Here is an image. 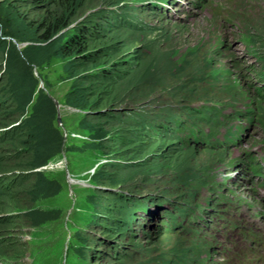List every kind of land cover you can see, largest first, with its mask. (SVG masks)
Returning <instances> with one entry per match:
<instances>
[{
  "label": "rangeland",
  "instance_id": "374dc122",
  "mask_svg": "<svg viewBox=\"0 0 264 264\" xmlns=\"http://www.w3.org/2000/svg\"><path fill=\"white\" fill-rule=\"evenodd\" d=\"M60 17L112 82L42 45ZM0 264H264V0H0Z\"/></svg>",
  "mask_w": 264,
  "mask_h": 264
},
{
  "label": "trees",
  "instance_id": "16d2710c",
  "mask_svg": "<svg viewBox=\"0 0 264 264\" xmlns=\"http://www.w3.org/2000/svg\"><path fill=\"white\" fill-rule=\"evenodd\" d=\"M25 1V0H22ZM42 0H30V2H32V5H36L38 3H40ZM65 23V18L64 17H60L59 19H57L51 26H50V30H48V28L43 32V34H41L40 38V42L42 43L43 46H54L53 51L58 54L61 58H64L65 60H69L67 63V66L69 68H71L72 70L76 71L78 69V67L81 68V75H79L81 79V81L83 82H96V83H102L104 85L109 84L110 82H112L115 72L111 71V68H107L104 65H106V63L103 64H98L100 63V59L102 57L101 56V52H100V48L99 47H88V42L89 40H92L94 38V32L95 29H97V27L90 23L84 27H80V26H70L69 29L62 34V37L60 39H58V35H56L55 37H52L55 33L57 34L59 30L62 29V27H65L67 24ZM37 45V44H36ZM97 66V67H96ZM102 85V86H104ZM100 85V88H104ZM74 89H76V86L73 87ZM72 89L71 93L74 92ZM78 91V90H76ZM80 97L79 99H83V94L80 92L78 94ZM95 97V99L93 98V100H96L98 98H100L99 92L96 91L95 95H93ZM40 100L43 102L46 100L45 97H43L41 95ZM81 104V103H80ZM68 107L73 106L74 108L79 109L82 113L85 114L86 112V108H83L82 104L80 106H74L72 104H67ZM71 107V108H73ZM85 109V110H84ZM98 114H96L97 116L95 118H93L96 122L95 123L99 126L93 125L92 123H88L83 125L82 127L85 129L86 131V136L87 137H91V138H97V140H103L108 141V142H112L113 143V147L111 148V150H114L115 152H120L119 149L120 147H122L125 141V135L124 134H117L116 132H114L112 135H108L106 136V130L102 129V124L104 122V118H112L115 117L114 115H112V113H109V111H99L97 112ZM84 117V116H83ZM81 118V122H84V118ZM30 118L32 119V116H30ZM30 120V119H28ZM101 120V122L99 121ZM34 125V123H33ZM28 126V130H27V134L30 135L32 134L33 130H36L35 128L30 129L31 122L27 123ZM33 127V126H32ZM43 128L41 127V131H36V132H43ZM45 132V131H44ZM85 136V137H86ZM120 146V147H119ZM113 151V152H114ZM114 161V160H112ZM250 170L252 172H258V166L255 163H252L250 166ZM101 171L99 170V168L95 169L93 171V173L91 174V178L96 180H103L106 177H102V175L100 176ZM112 173H105L104 176L106 175H110ZM92 181L91 185H90V190L91 191H95L98 189L103 188V186L101 185H97V181ZM112 182H114V180L111 179ZM100 187V188H99ZM108 189H111L108 188ZM121 200V199H120ZM124 200V199H123ZM89 202H91V204H98V201L90 198L88 199ZM123 202V205H121L124 210H127V204L125 201H120V203ZM96 206V205H94ZM133 210H135L134 205L132 206ZM31 213H34L33 209L31 211ZM132 212L130 211V215L131 218L132 217ZM100 222H107V221H111V222H117V221H122L120 220V218L118 217H113L110 218V216H106L103 214H100ZM130 221V219H129ZM126 222V221H125ZM76 238L78 240H83L82 237H80L79 235L76 236Z\"/></svg>",
  "mask_w": 264,
  "mask_h": 264
},
{
  "label": "built area",
  "instance_id": "2783aa9c",
  "mask_svg": "<svg viewBox=\"0 0 264 264\" xmlns=\"http://www.w3.org/2000/svg\"><path fill=\"white\" fill-rule=\"evenodd\" d=\"M48 166H51V164H49ZM48 166H47V165H43V166L40 167V169H45V168H47Z\"/></svg>",
  "mask_w": 264,
  "mask_h": 264
},
{
  "label": "water",
  "instance_id": "95a60500",
  "mask_svg": "<svg viewBox=\"0 0 264 264\" xmlns=\"http://www.w3.org/2000/svg\"><path fill=\"white\" fill-rule=\"evenodd\" d=\"M58 122H59V120H58Z\"/></svg>",
  "mask_w": 264,
  "mask_h": 264
},
{
  "label": "bare ground",
  "instance_id": "6f19581e",
  "mask_svg": "<svg viewBox=\"0 0 264 264\" xmlns=\"http://www.w3.org/2000/svg\"><path fill=\"white\" fill-rule=\"evenodd\" d=\"M73 181V180H72Z\"/></svg>",
  "mask_w": 264,
  "mask_h": 264
}]
</instances>
